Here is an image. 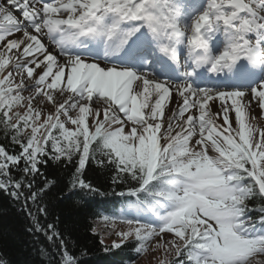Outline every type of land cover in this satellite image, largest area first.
Wrapping results in <instances>:
<instances>
[{"label":"snow or ice","instance_id":"obj_1","mask_svg":"<svg viewBox=\"0 0 264 264\" xmlns=\"http://www.w3.org/2000/svg\"><path fill=\"white\" fill-rule=\"evenodd\" d=\"M0 133V191L52 264L86 253L42 222L50 163L86 196L111 173L105 252L264 264V0H0Z\"/></svg>","mask_w":264,"mask_h":264},{"label":"trees","instance_id":"obj_2","mask_svg":"<svg viewBox=\"0 0 264 264\" xmlns=\"http://www.w3.org/2000/svg\"><path fill=\"white\" fill-rule=\"evenodd\" d=\"M0 143H7L3 140L2 133ZM43 171L55 183L44 194L43 200L47 204L49 217L47 221L42 219V222L58 223L61 232L74 242L75 254L86 253L80 257V264H127L135 259L131 246L105 252L99 235L91 232L97 215L107 209L108 203H113V207H116L120 199L109 188L110 172L90 166L86 170V178L108 194L86 196L79 190L69 189L73 171L71 167L50 163ZM38 183H42L39 178ZM20 209L19 202L0 191V253L5 255L10 264H52L56 259L55 254L43 257L40 252L43 245L51 253V246L43 235L27 231L32 225L28 216Z\"/></svg>","mask_w":264,"mask_h":264},{"label":"rangeland","instance_id":"obj_3","mask_svg":"<svg viewBox=\"0 0 264 264\" xmlns=\"http://www.w3.org/2000/svg\"><path fill=\"white\" fill-rule=\"evenodd\" d=\"M113 239H118V238L115 237V235H113L111 237H106L105 242L110 245ZM160 258H162L161 251L158 250L156 253L149 251L144 256L139 257L135 261V264H156V261Z\"/></svg>","mask_w":264,"mask_h":264}]
</instances>
